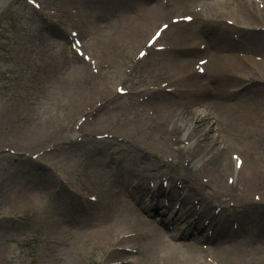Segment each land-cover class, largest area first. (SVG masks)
Segmentation results:
<instances>
[{"label":"rangeland","instance_id":"obj_1","mask_svg":"<svg viewBox=\"0 0 264 264\" xmlns=\"http://www.w3.org/2000/svg\"><path fill=\"white\" fill-rule=\"evenodd\" d=\"M36 1L65 15L69 6L80 10L79 17L71 21H77L87 52L99 63V75L89 73L88 66L70 52L60 30L35 16L25 0H0V19L5 15L14 18L0 29V70L10 76L0 74V258L7 264H156L149 256H109L106 245L99 247L93 232L127 222L124 218L130 217L133 208L128 211L126 207L135 206L129 191L135 186L146 189L149 182L167 181L176 195V187L181 190L188 208L200 205L203 195H211L214 199H207L206 206H219L226 220L236 222V232L230 233V222L224 226L222 236L228 241L222 249L202 250L200 244L194 245L193 253L201 263L209 258L217 264H264V85L237 92L248 81L264 80L263 64L247 60L259 57L264 61V32L248 34L246 42L239 33L241 42L237 44L229 35L216 32L232 47L217 43L216 48L205 36L210 52L182 58L178 57L182 50L194 51L201 43L203 25L199 21L191 26L177 24L161 42L167 50L152 51L138 61L145 40L161 20L172 15L162 0H134L135 5L156 4L161 9L136 45L130 31L144 30L146 8L137 11L143 16L136 19L131 6L122 0ZM197 1L183 0L187 6L181 14ZM261 2L264 6V0ZM242 5L249 12L245 19L237 20ZM117 9L119 19L115 21L112 11ZM260 10L248 0H231L207 11L203 19L209 25L235 19L237 27L264 28ZM211 16L217 21L212 22ZM57 24L64 26L61 21ZM200 59H209L207 68L204 66L206 78H190ZM236 63L245 70L231 72ZM74 67L80 76L72 72ZM163 83L166 88L178 87L177 92L166 95L157 88ZM131 84L150 90L136 96L116 94V86L129 90ZM95 103L101 106L94 112L84 110ZM194 111L209 114L205 117L208 126L203 122L201 127L205 132L207 126L209 133L198 147L195 140L205 133H193L189 128ZM80 117L85 122L76 131L71 123ZM220 121L225 132L220 131ZM184 129L183 139L191 142V149L180 153L181 140L177 139L182 134L172 131L182 133ZM103 135L108 139H95ZM51 144L56 151L36 161L30 159ZM3 149L16 154L1 153ZM218 153L225 160L230 153H238L247 162L239 185L234 182L228 188L230 184L225 182L230 166L219 180L201 187L207 176L199 173L198 166L206 163L211 171L207 160ZM186 162H190L187 167ZM70 178L78 183L72 188ZM81 190L95 193L99 202H85L78 194ZM30 193L35 195V203L29 199ZM254 195L260 199H253ZM27 214L32 217L15 219Z\"/></svg>","mask_w":264,"mask_h":264},{"label":"bare ground","instance_id":"obj_2","mask_svg":"<svg viewBox=\"0 0 264 264\" xmlns=\"http://www.w3.org/2000/svg\"><path fill=\"white\" fill-rule=\"evenodd\" d=\"M230 1L231 0H208V3L206 4L207 6H205V11L207 12L212 9L216 10V8L218 9L224 4L228 5ZM148 5L149 6L145 7L146 14L143 18L144 30L138 33L130 31V37L134 40V42H132L133 45H136L139 42V40L143 39L144 35L147 33L148 30H150V27L153 25L154 20L157 18L158 13L161 11L159 7L155 6L156 4H153V5L148 4ZM141 7H142L141 9L142 11L143 5H141ZM247 12H249L247 9V6L242 5L240 13H239L240 17L245 19V16H247ZM246 18L248 19V17ZM200 21L203 26L207 27L202 17ZM206 32L211 37L212 34L207 30ZM212 36L213 37L211 38L212 40L211 45L214 47L217 46L216 43L218 42H225L222 39H216L218 35H212ZM225 43H228V42H225ZM179 55L180 56L178 57L183 58V57H188V56L193 57L195 54L189 50V51H184L182 52V54H179ZM232 66L234 69H231L230 71L233 73H241L242 71L245 70L244 65L241 63H236ZM78 70L79 69L75 67L72 68V72L74 71L73 73L80 76L81 74L77 73ZM222 125L223 123L222 121H220V131L225 132V130L222 128ZM172 132L180 135V133L177 130H173ZM202 140L203 139L200 140V143ZM197 145L199 144L197 143ZM170 149L173 152L172 148ZM219 156H222V155L216 156L211 161V175H212L211 178L216 179V180H219L221 173L226 172L230 168V166H232L229 160H225ZM246 163L247 162L244 161V167H247ZM187 175L190 177L193 175L191 169L188 170ZM28 195L30 196L29 199L35 203L36 202L34 200L35 195L31 193ZM182 204H184V199L182 200ZM148 205L149 204L147 203V200L143 198L142 207H144V210L148 213V215L150 217L152 216L153 218V216H155L153 214L154 210L152 211V208L148 207ZM187 216H188V213H180L179 219L184 218V221L188 220ZM124 220L127 222L123 224H116L117 227H113L112 225H107L104 228L96 229V231L93 232V238H95L98 241L99 247L103 245H106L107 247L108 245H110L109 243L113 241L116 244L117 243L116 239H118V237H120L121 235L130 234V232L122 233L124 232V229H130L133 231V233L137 235L136 239L132 238V240H125V242L124 241L123 242L126 244H129V243L139 244L138 246L140 247V251H142V254L145 256H149V257H155L156 260L158 261V264H203L200 262V259H198L196 255H194L195 253H193V249H192L193 245L190 243V241L186 242V239L188 238L187 233L179 231L178 228H175V231H179V233L176 234L174 238L177 239L179 242H186L187 245L185 247L183 245H181L180 247L179 245H174V244L164 245V244H161L160 241L162 240L159 239L155 235V232L148 227L151 222L145 220L142 215L133 213L130 217H125ZM181 223L182 222L178 221V223L176 224L180 225ZM189 223L190 222L188 221L187 224ZM117 233H120V235H118L117 237H114L112 241H108V239L112 238V236Z\"/></svg>","mask_w":264,"mask_h":264},{"label":"snow or ice","instance_id":"obj_3","mask_svg":"<svg viewBox=\"0 0 264 264\" xmlns=\"http://www.w3.org/2000/svg\"><path fill=\"white\" fill-rule=\"evenodd\" d=\"M29 2L31 3L32 2V0H29ZM143 55V54H142Z\"/></svg>","mask_w":264,"mask_h":264}]
</instances>
